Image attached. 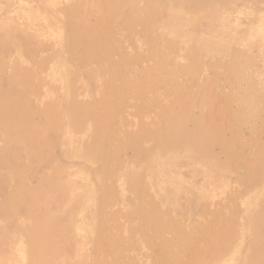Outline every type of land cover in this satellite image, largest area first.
Returning <instances> with one entry per match:
<instances>
[{"label":"rangeland","instance_id":"374dc122","mask_svg":"<svg viewBox=\"0 0 264 264\" xmlns=\"http://www.w3.org/2000/svg\"><path fill=\"white\" fill-rule=\"evenodd\" d=\"M122 1L113 21L105 20L102 3L80 23L109 37L103 58L89 60L73 37L68 10L83 3L77 21L97 0H0L3 72L35 74V91L23 96L25 118L16 123L34 130L47 104L62 125L57 141L36 130L35 154L21 163L28 185L44 182L35 198L46 208L47 228L65 224V242L52 264H94L100 250L109 264H189L205 245L202 236L230 221L229 246L211 264H253L254 220L264 205V149L255 158L264 143V0ZM109 87L121 110L102 160L94 155L89 110L77 126L66 107L99 105ZM187 92L194 109L187 121L184 114L175 121L181 119L188 135L197 133L201 119H207L205 128L211 120L226 122L218 136L230 140L231 159L223 143L214 142L208 157L188 139L157 145L165 114L179 104L188 107L177 101ZM22 151L11 128L0 126V203L12 191L9 170ZM249 163L257 177L252 186ZM26 240L0 217V264H36Z\"/></svg>","mask_w":264,"mask_h":264},{"label":"bare ground","instance_id":"6f19581e","mask_svg":"<svg viewBox=\"0 0 264 264\" xmlns=\"http://www.w3.org/2000/svg\"><path fill=\"white\" fill-rule=\"evenodd\" d=\"M179 1H181V0H179ZM194 1L196 2V0H194ZM100 2H101V4H100ZM122 2H123L122 0H97L96 4H94V5L87 4V8L85 7L86 9L84 11H82V13L79 15V20H77V21L74 20L73 18H77L78 13L81 10V7L83 6V3H80L79 5H76L75 7L68 10V18L70 20H72V23H74L73 37L79 43L82 44L79 46H82L81 50L83 51V53H85V56H84L85 59H88L89 57H91V55L98 58V59H102L104 56L105 50L107 48L106 44H107V40L109 39V37H108L107 31L103 30L102 28H100L98 26H93L92 24H90V25L87 24L86 25L87 30H85L84 27H81L82 24L83 23L86 24V22L89 20V18L91 16V14H93L94 11H98L99 7L102 5V3L104 5H106V10H105V12H103L105 20L113 21V18L115 17L114 14H116V12L120 8V5ZM209 2L211 3V1H209ZM186 3H187V1H186ZM203 3H204V0H203ZM122 4H124V3H122ZM188 5H190V4H188ZM26 6H27V4H26ZM121 6H123V5H121ZM102 8H104V7H102ZM203 9H204V7H203ZM100 11H101V9H100ZM73 21H76V22H73ZM116 22H117V20H116ZM80 23H82V24H80ZM70 32L72 33V31H70ZM62 36H63V34H62ZM74 55H75V57L77 56L76 59H78L79 62H82V57L79 53L75 52ZM89 60H90V58H89ZM3 66H4L3 61H2V59H0V124H1L0 126L3 128H6V127L11 128V130L13 131L14 137H15V145L17 146L18 150H20V151L23 150V151H22L21 155H20V152L18 153L17 158H16V164L14 165V167L11 170H9L10 174H12L11 176H12V185H13L12 187L13 188H12L11 193L9 192L8 195L6 194L7 196H5L4 200L0 203V214H1L0 217L4 218L10 224L16 226L20 231L25 233V236L27 239L26 240L27 241L26 250H27L31 260H33L36 264H52V261H51L52 256L55 255L59 251V248H58L59 245L61 243L65 242L64 241L65 238L63 236L65 224H61L59 226V228H56L58 231H54V230L50 231L47 228L49 216H47V214L45 212L46 208L44 205H40L38 203V201H36V198H35L37 193H39V194L42 193L41 189L43 187L42 185L44 182L41 179V180H39L38 186L28 185V181H25L22 178L23 172H24L23 167L26 165L22 166L21 163L25 164L26 161H24V162H22V161L25 160L28 156L35 154L34 148H36V146H37L36 141H38V140H36V134H37L36 130L42 129L45 133L48 132L49 136L51 137L53 135L54 139L57 141L58 134H59V131H60L62 125L58 122V120L56 118L57 112H55V110H53L51 108V106L50 107L46 106L47 105L46 104L45 108L40 111L41 116H40V120L38 122L41 124H39V123L34 124L33 126H35V127H33L31 125L34 130H30V128H26V130H24L23 126H22L23 128L20 127L18 125V123H16V122L18 121L19 118H25V117L21 116V115H23V114H21V112H25V110L27 108L26 105L28 102V100H26V98H24L23 96L24 95H30L35 91V85H33L34 84L33 79L35 77L34 76L35 74H32L33 71L31 73L30 72L20 73V70H19V73L7 75L5 72H3L4 71ZM68 68H67V70H68ZM24 71H26V70H24ZM107 80H108V78H107ZM108 83H109V81H108ZM208 87H210V85ZM109 88L107 89L108 91L105 93L104 99L102 100V102L99 105H95V106H91L90 108H87L85 106H77L74 104H67V107H66V112H68V114L70 115V120H71L70 122H72L73 124H75L77 126H80L82 124V121L85 117H87L86 113L89 110V112L91 113L89 117L91 118L93 127L95 129V145H94V151L95 152H94V155L98 156V158H101V159L103 158V153H104L103 147H104L105 142H106L105 140H106V138L111 136V131L113 128L114 120L117 119V117H118V110L119 111L121 110L120 106L115 102V98L113 96V92L111 90V87H109ZM211 92H213V91H211ZM189 96H190V93L187 92V93H184V94H181L180 96H178V100H177V101L182 100L181 102L186 103V105H188V107L180 105L178 102V104H179L178 107H175V108L173 107L175 110L172 109L170 112L165 114V116H164V118H165L164 130H162L161 132L157 131L158 133L155 134L154 139L157 142V145L159 147H161V146L163 147L165 144H168V143H171L172 145L173 144L176 145L177 140L188 139V140H184V141H187L186 144L191 143V145H195L197 150H199L203 155L208 157V156H213L211 146L214 142H216L218 144L223 143V144L228 146V147H226V151H228L227 156H228V160L231 159L234 154L232 155L233 150H231L232 147H231L230 140H225L223 137L221 139V137L218 136V134L221 131H225L228 129L226 122L223 123V121H222L221 124L218 125V124H216V122H213V120H211L208 128H205L204 123L206 122L207 119H201L200 121H198L199 130L197 131V133L188 135L182 131V129H185V124L181 121V119H179L178 121H175V119H178V116L182 115V114L187 116L185 121H187L190 118L189 113L192 112L191 109H194V108H191V105H190L191 102H190ZM33 112H34V110H33ZM218 112H219V110H218ZM67 118H69V117H67ZM19 123H21V122H19ZM22 123H23V121H22ZM23 125H24V123H23ZM36 125H38V126H36ZM46 139H44V140H46ZM171 139H173V140L168 141ZM19 145H21V147H18ZM157 145H156V148H157ZM22 146H25L24 149H22L23 148ZM45 146H46V144H45ZM50 147H51V145H50ZM90 148H91V146H90ZM108 148H109V146H108ZM261 149L262 150L264 149V143L259 144L257 146V152L255 155V158H257V156L260 154ZM161 150H163V149H161ZM36 151H38V150H36ZM140 153H141V151H140ZM233 153H234V151H233ZM262 153H263V151H262ZM87 156H89V154H87ZM230 162H232V161H230ZM101 163H102V161H101ZM103 163H104V161H103ZM219 166L221 167V164H219ZM248 167H249V174H248L249 177L248 178H250V177L251 178L248 179L247 183L249 184V186H252L257 177L253 176L254 173H252V167H251L250 163L248 164ZM103 169L106 170L107 168L104 167ZM45 175H47V174H45ZM94 177H95V175H94ZM256 181L259 182V180H256ZM54 182H55L54 180H53V182L51 180L50 187H53ZM85 190H87V189H85ZM69 204H67V205H69ZM28 221H30V222L28 223ZM233 227H234L233 221H230L229 224L228 223L226 224V222H225L224 226L219 225V226L215 227L210 233L203 235L201 240L205 243V245L201 246L197 249L192 260H189L190 261L189 264H211L215 258L218 259L225 252L226 248H228V246H229L228 245V239L225 237V234L227 232L232 233ZM255 229H258V235L255 236L254 242H253V244H251L252 256L255 257V259H252V262H253V264H264V246H262L260 243L261 234L264 231V205H263V210L261 211L260 215L254 220V226H253L254 234H255ZM258 238H259V240H257ZM226 240H227V242H226ZM65 254H66V252H65ZM99 254L100 255H98L96 257L97 258L96 261L94 260L95 261L94 264H109V261L105 258L104 252H102V250H100Z\"/></svg>","mask_w":264,"mask_h":264}]
</instances>
